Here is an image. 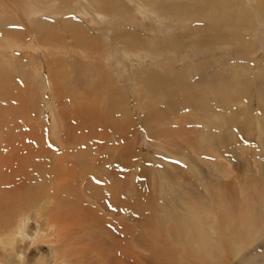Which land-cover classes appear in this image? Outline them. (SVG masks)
<instances>
[{"label":"rangeland","instance_id":"1","mask_svg":"<svg viewBox=\"0 0 264 264\" xmlns=\"http://www.w3.org/2000/svg\"><path fill=\"white\" fill-rule=\"evenodd\" d=\"M100 1L0 0V85L19 93L0 86V153L24 210L0 202V218L10 215L25 232L18 241L5 222L0 238L30 245L17 264H264V14L240 0L223 29L231 39L218 40L206 27V1L200 16L183 11L189 2L199 12L192 0ZM146 68L167 85L140 90ZM204 84L248 91L232 97L208 148L197 134L192 144L177 138L186 133L166 131L174 126L158 117L186 85ZM108 152L118 161L101 167ZM190 203L211 239L200 253L173 224Z\"/></svg>","mask_w":264,"mask_h":264},{"label":"bare ground","instance_id":"2","mask_svg":"<svg viewBox=\"0 0 264 264\" xmlns=\"http://www.w3.org/2000/svg\"><path fill=\"white\" fill-rule=\"evenodd\" d=\"M110 1L111 0H108L107 2ZM199 1H206L207 3L209 2L211 4L208 5H210V7L212 6V8H210L209 13H211V16L213 18V23L209 24V22H207L208 26H206L209 30L210 37L212 39H218V40L223 39L225 37H227L228 40L229 38L231 39L232 37L231 32L224 33L223 29L227 27V29L230 30L231 26L233 25L235 20L226 21V18L229 16L228 14H231V16L237 14V10H235L236 13H234L233 8L234 7L238 8V4L240 0H192V3H194V9H196L199 12H194L192 8L188 9V5H190L189 2L186 3L187 6L184 7L183 11L187 10L188 12L199 16L205 15L206 8L203 7V5H201ZM254 1L258 5L256 9L264 14V0H254ZM206 15H208V12ZM223 16H224V20H222ZM45 22L49 23V21H45ZM45 22L42 20L39 21L41 25H44ZM65 22L68 21L65 20ZM233 37L235 40L236 37L235 36ZM76 69L79 70V68ZM91 69H92L91 67H86L84 72L91 71ZM0 70L4 72L5 69H2L0 66ZM203 71L207 72L208 70L207 71L203 70ZM140 74H142V76H140ZM156 76H157L156 74L150 72L149 70L147 72V68L144 69L142 73H137V77L139 79H136V81L137 83L138 82L141 83L139 89L142 91L150 92L158 87L159 88L165 87L167 85L166 82L168 81V79H166L165 77H161V78H157L160 79V81L154 82V78ZM103 78L109 84V86H113L114 83L112 82L113 80L111 81L110 76L103 75ZM231 84H233V82H231ZM248 84L250 85V83ZM186 86L188 89L185 90L184 94H174L169 98V103L171 102L172 105H169L167 111L166 110L159 111L158 117L159 119L160 117L161 118L164 117L165 121H169L171 126L172 125L174 126V128H168V130L166 129V131H171L174 133L178 132L180 134L186 133V135L184 136L178 135L177 138L178 137H180V139L181 137H183V139L190 138L191 140L187 142H189V144H192L196 142L195 140L193 141L194 139L193 135L197 134V139H198L197 142H204L205 144L203 148H208L209 145L211 146V143H209V141L214 142L219 137V135H217L218 133L216 132V130L227 123L228 119L225 117L224 114H226L227 111L231 110L230 108H232L231 111H233V107L237 103L236 101H234L235 99H237V95H240L241 98L245 99L247 97L248 91L245 90L246 89L245 87L238 86V84L234 87L226 86L223 88L218 87L216 89L211 88L209 84L199 85L197 86L198 89H190L189 85ZM259 87L263 90V93L259 94V99H262L259 101V103L260 105L264 106L262 104L264 103L263 100L264 87L263 86H259ZM1 88H4L9 93H11L12 94L11 96L19 95V93H15L8 84H4V86L3 87L1 86ZM235 95L236 98L233 100L232 97ZM247 100H249V102L252 104L253 107H256L255 98L248 97ZM177 109L187 110L188 113L184 117L178 115H172L171 112ZM169 115L173 116V119H170ZM211 117L219 118L218 122L210 121L209 119ZM4 120L5 119H0L1 134L2 132L5 131L1 127V124L3 123ZM200 124L203 126V128L200 126ZM4 127H6V125L3 126V128ZM2 149L3 148H0V151H2ZM4 157L5 155L0 153V158L1 160L4 161V164L7 168V171H4L5 168L4 169L2 167L0 168V189H1L0 202L4 203L3 205H5V208L8 207L10 210H14L13 213L18 214L24 212V210L22 211L21 209L17 208V203L15 200L16 197L12 195V191L10 190L9 186H6L10 182L11 176L14 174V168L10 166V164L7 162V158ZM118 158L119 156L108 152V160L101 167H106L107 163H110L112 159H116L118 161ZM20 169L22 172H24L23 167H20ZM35 205L36 203L34 202L32 208H34ZM197 209L198 208L194 203L188 204L187 214L176 215L173 224L176 226V231L180 234L181 237H184L187 243H190L192 238L197 240L198 242L197 252L200 253L202 249H208V247L211 245V239L209 233L206 231L204 227L202 218L195 216L199 214ZM191 213H193V216H191ZM9 216L10 215L6 214L4 217L0 218V226H4L5 222H9V225L15 226L17 228L16 234L18 235V241H21L22 237H25L24 229L21 227V223L12 220ZM14 218L15 217H13V219ZM217 228L219 227H217L216 225L212 227L213 230H216ZM29 248H30L29 244L27 245L18 244V247H15L13 245L10 246V244L7 243L6 236L0 238V264H17L15 258L16 259L21 258L25 260L27 258L26 257L27 250ZM210 261L213 260L203 257L192 258L189 264H204V262L205 264H210L211 263ZM18 264H21V262H18ZM22 264H27V263L23 262ZM34 264H38V261H36Z\"/></svg>","mask_w":264,"mask_h":264}]
</instances>
